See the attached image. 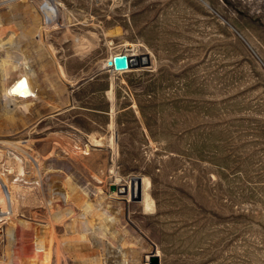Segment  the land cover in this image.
<instances>
[{
	"label": "rangeland",
	"instance_id": "374dc122",
	"mask_svg": "<svg viewBox=\"0 0 264 264\" xmlns=\"http://www.w3.org/2000/svg\"><path fill=\"white\" fill-rule=\"evenodd\" d=\"M23 1L0 0V35L42 32L0 53L35 89L0 102V263L264 264V0Z\"/></svg>",
	"mask_w": 264,
	"mask_h": 264
},
{
	"label": "bare ground",
	"instance_id": "6f19581e",
	"mask_svg": "<svg viewBox=\"0 0 264 264\" xmlns=\"http://www.w3.org/2000/svg\"><path fill=\"white\" fill-rule=\"evenodd\" d=\"M25 1V0H24ZM23 1L24 5H25V2ZM50 3H51V6H53L54 8H56V4L57 2H55V0H49ZM27 4V3H26ZM0 5H2V3L0 2ZM28 7V6H27ZM25 8V7H24ZM28 9V8H27ZM36 17V16H35ZM38 19V18H37ZM34 20V19H33ZM37 22V21H36ZM27 27V26H26ZM43 28V27H42ZM9 31V30H7ZM21 32L20 33H17L15 34L14 31L13 32H7L5 33L4 31V35H0V53H2L4 51V49H7V47L13 43V40L15 39V37H18L19 35L21 36H26L27 35H31L32 37H36L37 38V41L36 42H39L41 40V28L38 27V24L35 25V26H30L28 28H22L20 30ZM1 33V32H0ZM3 34V33H2ZM30 36V37H31ZM17 39V38H16ZM16 43V42H15ZM12 46V45H11ZM132 49V48H131ZM6 53V51H5ZM4 53V54H5ZM128 55V54H127ZM1 56V55H0ZM7 56V54H6ZM4 57H2L3 59ZM135 59L133 60L135 63L138 62V60L136 59L137 57H134ZM5 61V59H3ZM10 60V59H9ZM6 62V61H5ZM3 63V62H2ZM16 64H23V66H26L27 64L22 61V62H14ZM1 64V63H0ZM4 64V63H3ZM2 64V65H3ZM17 67V66H16ZM25 68V67H24ZM103 68H107L105 66V62L103 63ZM28 79V78H27ZM31 84V83H30ZM34 88L32 86L29 85L28 83V80H26V76L24 75V73H18L16 76L12 77V78H9L7 84L3 85L1 84L0 82V102H1V107L2 108H5V112L7 111H12L13 113L14 112H22V111H26L29 109V106L31 105V101L32 99L30 98V96L33 94L34 92ZM10 114V113H9ZM13 117V116H12ZM11 121V120H10ZM0 143H4V141H0ZM16 148V147H15ZM3 157H4V152L0 150V166L2 164V161H3ZM33 159V158H32ZM32 163H35V161H33ZM8 164V163H7ZM34 166V165H33ZM36 168V167H35ZM18 170H20L18 168ZM8 172V171H7ZM117 180H115L114 184H116ZM134 184L131 183V187L130 188H134L133 186ZM117 190H121V188H118L117 187ZM126 190H127V197H128V185H127V188L125 187V193H126ZM66 194V193H65ZM0 196L3 197V200H4V206H0V219L1 218H6L11 225L9 226H12V224H19L18 221L20 219H18L17 221V218H13L12 217V210L10 208V196H9V187H8V184L6 182V176H5V173L1 171V168H0ZM67 196V195H66ZM59 197V196H58ZM69 197V196H68ZM67 197V198H68ZM61 198V197H60ZM59 198V200H60ZM66 197H63L60 202L57 204L59 205L55 207L56 211V215L57 217H59V221L62 220L63 216H61L62 214H60L61 210L60 209V206L65 203L68 199ZM58 200V201H59ZM147 204V203H146ZM67 209H64V211H66ZM68 211V210H67ZM66 213L68 214L69 212ZM60 214V215H59ZM66 214V218L69 219V216H67ZM64 217V218H65ZM23 222V221H22ZM25 222V221H24ZM21 223V222H20ZM24 224V223H23ZM20 227V225H19ZM23 227H26L25 224ZM28 228V226H27ZM26 229V228H25ZM35 232H37L36 234V237H37V240H39V238L41 239L42 236H40L42 230L41 228H36L35 230H33ZM30 232V231H29ZM34 232V233H35ZM34 237V236H33ZM32 241V240H31ZM54 241L55 243L58 244L59 243H62L63 240L61 239H57L56 237L54 238ZM21 243V242H20ZM19 243V244H20ZM13 244V243H12ZM25 244V243H23ZM22 244V246H23ZM45 244V242H44ZM44 244L40 243L39 242H36V244H33V248L35 246H38V248H34L35 249V253L37 251V249H39L40 247H44ZM55 244V245H56ZM58 248V247H57ZM59 249V248H58ZM41 250V249H40ZM38 252V251H37ZM59 254L56 253V259H57V263H58V260H59ZM10 261V260H9ZM34 262V261H33ZM2 263V262H1ZM0 263V264H1ZM34 264H37L36 262Z\"/></svg>",
	"mask_w": 264,
	"mask_h": 264
},
{
	"label": "water",
	"instance_id": "95a60500",
	"mask_svg": "<svg viewBox=\"0 0 264 264\" xmlns=\"http://www.w3.org/2000/svg\"><path fill=\"white\" fill-rule=\"evenodd\" d=\"M134 56H129L125 53H117L114 55H111L108 57V59L105 60V66L107 68H110L114 72H121L126 70L127 68L137 64V65H144L146 63V57L145 55H140L137 56L138 62H134ZM131 183H133L134 188H130ZM116 186L120 187L121 190H116ZM114 185V184H109L108 190L109 191H115L117 194H125V186L124 185ZM139 179L137 177H131L129 178V183H128V199L130 201H138L139 200ZM149 261L153 264H156V259L153 256H150Z\"/></svg>",
	"mask_w": 264,
	"mask_h": 264
}]
</instances>
